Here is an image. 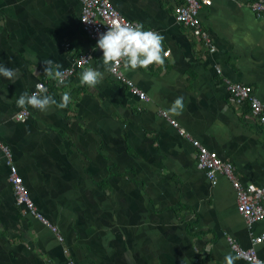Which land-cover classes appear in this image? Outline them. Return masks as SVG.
I'll list each match as a JSON object with an SVG mask.
<instances>
[{
	"label": "crops",
	"instance_id": "crops-1",
	"mask_svg": "<svg viewBox=\"0 0 264 264\" xmlns=\"http://www.w3.org/2000/svg\"><path fill=\"white\" fill-rule=\"evenodd\" d=\"M110 1L164 37L162 66L122 67L148 101L104 66L82 28L80 0H0V64L17 73L11 81L0 75V140L48 221L17 203L0 150V264H225L228 255L253 264L228 237L249 248L264 219L245 220L233 182L219 175L213 184L190 139L233 163L242 185L264 186V121L249 101L233 104L227 89V81L251 85L264 108V13L253 11L256 0L202 6L209 47L177 21L185 0ZM83 53L90 62L74 66ZM46 60L75 73L60 84L45 75ZM87 67L104 73L94 89L80 83ZM40 81L57 102L69 93V105L28 107L18 119L16 100ZM255 248L264 264V242Z\"/></svg>",
	"mask_w": 264,
	"mask_h": 264
},
{
	"label": "built area",
	"instance_id": "built-area-1",
	"mask_svg": "<svg viewBox=\"0 0 264 264\" xmlns=\"http://www.w3.org/2000/svg\"><path fill=\"white\" fill-rule=\"evenodd\" d=\"M80 1L82 5L80 16L82 28L87 31L93 38L95 47L97 45L99 36L106 33L109 29V26L122 23H137L129 20L124 15H122L110 0ZM213 1L214 0H185V3L177 6L175 11V17L177 21L183 25L191 27L194 33L200 36L209 47H211L212 40L210 38L209 32L204 30L201 26L199 12L202 6L209 7L213 4ZM252 9L257 14L264 13V0H256L252 4ZM97 50L102 52V50H100L99 48H97ZM167 53L169 55L168 51ZM91 58L92 56L90 54L83 53L79 56L74 66L87 64L90 62ZM83 59L89 60L84 61ZM122 67L123 65H120L116 67L114 71H111L113 75L112 77L122 84L127 85L133 95L143 101H148L149 97L147 96V94L139 87H137L133 81L125 77L122 72ZM65 70L67 71L64 82L75 73L74 67H66L61 71ZM37 84H43L46 87L44 82L40 81L37 82ZM36 85L32 92L36 91ZM227 89L230 94V100L233 104H235L236 106H240L243 102L249 101L252 116L258 117L261 121H264L263 104L254 95L253 87L251 85L239 83L236 81H227ZM32 92L29 95H31ZM163 114L164 116H167L166 113ZM29 115L30 110L27 108V111H20L17 114V118L26 119ZM170 121L175 127H179V124L176 120L170 119ZM181 133L184 134V131H181ZM190 140L192 141L194 147L198 152V167L205 171L208 179L213 184H217V178L219 175H225L229 178V180L233 182V186L237 193L238 210L243 215L245 220L248 223L253 224L264 219V186H258L255 184H249L247 186L242 185V183L238 180L234 173L233 163L224 160L217 151L211 150L208 147L202 145L197 139L191 138ZM0 150H3L6 153L7 157L10 159L11 153L2 140H0ZM1 161L2 158L0 157V162ZM9 163V181L13 186L17 203L25 206L27 212L35 215L45 224H48V221L40 212H38L36 204L31 198L30 193L26 187L23 176L18 173V167L15 164L11 163V159ZM51 228L55 232L57 231L56 227L52 226ZM59 238L62 239L61 236H59ZM228 240L233 250L239 257L253 264H263V261L258 257L255 245L264 242V233L259 236L253 237L252 246L246 249L241 247L239 243H237L233 238L228 237ZM68 264L77 263L73 260H70Z\"/></svg>",
	"mask_w": 264,
	"mask_h": 264
},
{
	"label": "clouds",
	"instance_id": "clouds-1",
	"mask_svg": "<svg viewBox=\"0 0 264 264\" xmlns=\"http://www.w3.org/2000/svg\"><path fill=\"white\" fill-rule=\"evenodd\" d=\"M164 37L152 30H145L144 25L137 22L135 24H115L109 26L106 33L101 34L96 47L103 52V64L109 71H114L116 67L123 65L125 68L136 70L137 68L147 69L152 65L162 66L168 53L163 47ZM95 50V49H94ZM87 61L89 59H83ZM45 75L51 77L59 83H63L66 71H61V65L53 61H44ZM0 75L8 80L16 78V71L0 64ZM104 79V73L92 67L85 68L80 75V83L89 88H95ZM48 89L43 84L36 85V91L31 95L27 91L23 92L16 100L18 108L27 111L28 107L46 112L55 106L58 109L66 108L71 96L65 92L60 102L48 95ZM184 107L183 97H178L171 108V111L179 114ZM225 264H234L231 255L225 257Z\"/></svg>",
	"mask_w": 264,
	"mask_h": 264
}]
</instances>
